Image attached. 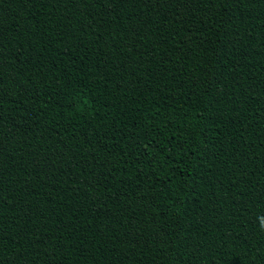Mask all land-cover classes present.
<instances>
[{
    "label": "trees",
    "instance_id": "16d2710c",
    "mask_svg": "<svg viewBox=\"0 0 264 264\" xmlns=\"http://www.w3.org/2000/svg\"><path fill=\"white\" fill-rule=\"evenodd\" d=\"M0 264H264V0H0Z\"/></svg>",
    "mask_w": 264,
    "mask_h": 264
}]
</instances>
